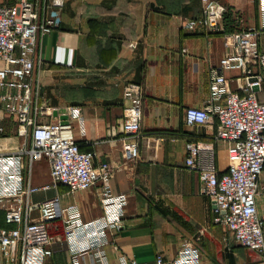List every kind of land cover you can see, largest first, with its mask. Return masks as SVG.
Returning <instances> with one entry per match:
<instances>
[{"label": "crops", "instance_id": "crops-1", "mask_svg": "<svg viewBox=\"0 0 264 264\" xmlns=\"http://www.w3.org/2000/svg\"><path fill=\"white\" fill-rule=\"evenodd\" d=\"M15 0H0L12 3ZM227 6L223 30L187 29L186 19L201 14L202 0H65L63 21L50 34L38 35L34 52V89L38 105L53 109L43 121L61 120L68 105H79L82 117L69 116L65 133L80 148L95 153L94 162L108 161L115 172L111 187L126 193L123 227L104 250L109 264H120V254L148 263L157 254L173 258L184 240L199 249L201 264H256L261 256L237 243L214 220L209 199L199 191L196 171L187 169L186 144L213 146L216 166L228 165L227 143L215 139L212 125H189L186 106H203L210 98L212 69L228 51L225 33L257 27L260 0H219ZM249 71L259 68L249 65ZM245 72L226 71L232 88ZM142 85L139 157L126 161L122 148L124 87ZM264 100V84L258 92ZM7 115V114H6ZM0 135V151H14L22 137ZM0 124L3 126L2 118ZM1 134V133H0ZM30 143V139H27ZM23 183L50 184L32 194L38 201L60 196L63 206L76 204L85 220L102 213L98 186L72 192L52 183L46 159L29 165L25 159ZM258 210L264 215V175ZM0 225H6L0 212ZM56 238L53 252L42 264H73L61 220L48 225ZM117 246V247H116ZM19 248L14 262L20 264ZM85 255L79 264H90Z\"/></svg>", "mask_w": 264, "mask_h": 264}, {"label": "built area", "instance_id": "built-area-1", "mask_svg": "<svg viewBox=\"0 0 264 264\" xmlns=\"http://www.w3.org/2000/svg\"><path fill=\"white\" fill-rule=\"evenodd\" d=\"M64 4L65 0L0 3V112L17 121V133L23 139L16 150L0 151V212L6 223L0 225V264L14 262L19 248L20 264H42L53 252L56 238L48 225L56 220L63 222L73 264H79L85 255L90 256V264H109L104 246L113 242L123 227L128 196L112 190L115 167L108 161L96 164L95 153L82 150L76 139L65 133L62 121L42 120L53 109L36 103L33 77L38 35L60 27ZM260 8L257 27L225 33L228 51L212 69L208 101L200 107H185L189 125L210 126L217 120L214 136L227 143L228 154L227 169L219 172L214 147L190 141L186 144V167L198 173L199 191L209 199L214 220L237 243L261 256L256 264H264V215L257 204L264 175V100L258 96L264 84V0H260ZM226 11L227 6L219 0H202L201 14L186 19L184 27L220 32ZM250 64L259 71H249ZM226 71L245 72L236 78L238 88H232L223 76ZM143 96L140 84L124 87L127 104L121 130L126 161L139 157ZM63 113L68 118L83 115L79 105H68ZM25 159L29 165L46 159L52 183H63L72 192L97 185L101 215L85 220L76 204L63 206L59 195L33 201L32 194L50 184L24 185ZM119 263L201 264V255L191 241L184 240L173 258L157 254L152 261L140 263L120 254Z\"/></svg>", "mask_w": 264, "mask_h": 264}, {"label": "rangeland", "instance_id": "rangeland-1", "mask_svg": "<svg viewBox=\"0 0 264 264\" xmlns=\"http://www.w3.org/2000/svg\"><path fill=\"white\" fill-rule=\"evenodd\" d=\"M0 116L2 117V123L4 125V129L0 135L2 137L15 136L16 135L15 123L11 121L9 118H7V115L4 112H0Z\"/></svg>", "mask_w": 264, "mask_h": 264}, {"label": "water", "instance_id": "water-1", "mask_svg": "<svg viewBox=\"0 0 264 264\" xmlns=\"http://www.w3.org/2000/svg\"><path fill=\"white\" fill-rule=\"evenodd\" d=\"M60 118L62 120V123H67L68 122V115L63 113L60 115Z\"/></svg>", "mask_w": 264, "mask_h": 264}]
</instances>
